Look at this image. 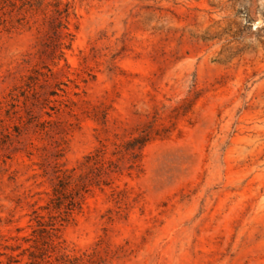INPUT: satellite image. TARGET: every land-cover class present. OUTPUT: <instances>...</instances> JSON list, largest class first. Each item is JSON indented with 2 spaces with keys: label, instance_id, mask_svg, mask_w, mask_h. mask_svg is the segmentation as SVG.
Masks as SVG:
<instances>
[{
  "label": "rangeland",
  "instance_id": "374dc122",
  "mask_svg": "<svg viewBox=\"0 0 264 264\" xmlns=\"http://www.w3.org/2000/svg\"><path fill=\"white\" fill-rule=\"evenodd\" d=\"M0 264H264V0H0Z\"/></svg>",
  "mask_w": 264,
  "mask_h": 264
},
{
  "label": "trees",
  "instance_id": "16d2710c",
  "mask_svg": "<svg viewBox=\"0 0 264 264\" xmlns=\"http://www.w3.org/2000/svg\"><path fill=\"white\" fill-rule=\"evenodd\" d=\"M150 136H151L150 130H149V128L146 127L144 129H142V131L139 135L135 136L132 139L130 144L132 145L133 148L137 147L140 149L150 139ZM137 154L140 155V152Z\"/></svg>",
  "mask_w": 264,
  "mask_h": 264
}]
</instances>
